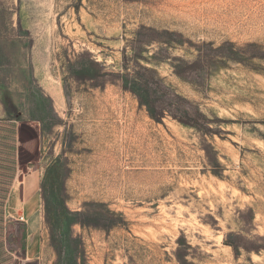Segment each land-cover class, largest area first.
I'll use <instances>...</instances> for the list:
<instances>
[{"label": "rangeland", "instance_id": "rangeland-1", "mask_svg": "<svg viewBox=\"0 0 264 264\" xmlns=\"http://www.w3.org/2000/svg\"><path fill=\"white\" fill-rule=\"evenodd\" d=\"M4 92L0 264H264V0H0Z\"/></svg>", "mask_w": 264, "mask_h": 264}, {"label": "crops", "instance_id": "crops-1", "mask_svg": "<svg viewBox=\"0 0 264 264\" xmlns=\"http://www.w3.org/2000/svg\"><path fill=\"white\" fill-rule=\"evenodd\" d=\"M4 93H8L12 100L9 92ZM4 93L0 101V130L5 134V142L0 146V194L4 195L3 204L6 207L10 201L9 197L15 184V178L18 175L19 164L16 151L18 133L15 123L17 121L13 119L12 114L3 105ZM8 177H10L9 181H7ZM30 201L23 202L22 206L27 207Z\"/></svg>", "mask_w": 264, "mask_h": 264}, {"label": "trees", "instance_id": "trees-1", "mask_svg": "<svg viewBox=\"0 0 264 264\" xmlns=\"http://www.w3.org/2000/svg\"><path fill=\"white\" fill-rule=\"evenodd\" d=\"M227 48H229V52L226 54V57L227 59L229 60H238L239 59V55L238 53L234 50V46L233 44H230V43H227ZM203 55L202 54H199L198 57H197V60L188 64V70L189 72H193L195 70L198 69V67L200 66V63L202 62L203 63V60H202V57ZM177 75L179 77H182L184 78L185 76L182 75V73H177ZM3 105L8 109L9 113L10 114H14L15 113V104L12 102L10 96L8 93H4L3 95ZM149 114L151 116L152 119H154L155 121H158V118H156V114L153 112H151L149 109ZM178 120L182 123H185L186 125H189V126H192L194 128H199L201 123H204L206 122V118L205 116L200 113L199 111H188V110H185L183 112V114H181L180 117H178ZM5 142V134H3V132L0 130V146ZM10 180V177L7 178V181ZM20 183V181H17L16 184ZM0 196L2 197V200H1V203L3 204V201H4V198H3V194H0Z\"/></svg>", "mask_w": 264, "mask_h": 264}, {"label": "bare ground", "instance_id": "bare-ground-1", "mask_svg": "<svg viewBox=\"0 0 264 264\" xmlns=\"http://www.w3.org/2000/svg\"><path fill=\"white\" fill-rule=\"evenodd\" d=\"M102 100H103V99H102ZM109 102H110V101H109ZM115 105H116V104H115ZM110 111H111V110H110ZM133 111H134V110H133ZM133 111H132V112H133ZM105 112H106V111H105ZM101 114H102V113H101ZM96 115H97V114H96ZM107 115H108V114H107ZM102 116H103V114H102ZM111 116H112V115H111ZM90 117H91V116H90ZM108 118H109V117H108ZM111 118H112V117H111ZM94 119H95V118H94ZM105 119H106V118H105ZM109 119H110V118H109ZM100 120H101V119H100ZM110 120H111V119H110ZM102 121H104V120H102ZM95 122H96V121H95ZM96 123H97V122H96ZM98 123H99V121H98ZM101 123H102V122H101ZM107 123H109V122H108V119H107ZM113 123H114V122H113ZM102 124H103V123H102ZM94 125H95V124H94ZM98 125H99V124H97V127H98ZM100 125H101V124H100ZM123 125H124V124H123ZM96 129H97V128H96ZM96 129H95V130H96ZM100 129H101V128H100ZM102 129H103V128H102ZM104 129H105V127H104ZM124 129H125V128H124ZM107 130H108V128H107ZM107 130H106V131H107ZM100 131H101V130H100ZM100 131H99V132H100ZM106 131H105V135H106ZM123 131H124V130H123ZM93 132H94V131H93ZM97 132H98V131H97ZM107 133H108V132H107ZM112 133H114V132L112 131ZM100 134H101V133H100ZM108 134H109V133H108ZM108 134H107V137L109 136ZM116 134H117V133H116ZM100 136H101V135H100ZM117 136H118V135H117ZM109 138H110V137H109ZM100 139H101V138H100ZM111 139L113 140V138H111ZM109 143H111V141H109ZM113 143H114V142H113ZM112 146H113V145H112ZM134 147H135V146H134ZM21 219H22V218H21Z\"/></svg>", "mask_w": 264, "mask_h": 264}]
</instances>
